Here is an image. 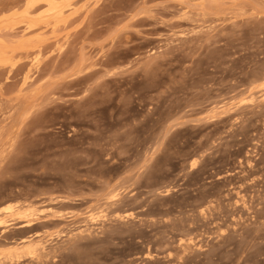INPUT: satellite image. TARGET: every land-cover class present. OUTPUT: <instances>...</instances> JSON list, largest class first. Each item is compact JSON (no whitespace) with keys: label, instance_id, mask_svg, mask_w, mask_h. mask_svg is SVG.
<instances>
[{"label":"rangeland","instance_id":"1","mask_svg":"<svg viewBox=\"0 0 264 264\" xmlns=\"http://www.w3.org/2000/svg\"><path fill=\"white\" fill-rule=\"evenodd\" d=\"M53 1L0 3V210L37 220L0 249L38 247L0 264H264V0Z\"/></svg>","mask_w":264,"mask_h":264},{"label":"bare ground","instance_id":"2","mask_svg":"<svg viewBox=\"0 0 264 264\" xmlns=\"http://www.w3.org/2000/svg\"><path fill=\"white\" fill-rule=\"evenodd\" d=\"M4 1V0H0V3ZM39 0H27V4L28 7H34L36 5V3ZM261 1V0H260ZM259 1V2H260ZM46 2L49 4V8L48 11L51 13V16L53 17H58L62 14V8L63 5H61L60 3H57L53 0H46ZM219 0H196L195 4L196 7L198 9H200L202 12L205 13L206 10L211 9L212 7L217 6L219 3ZM264 2V1H263ZM67 3V2H66ZM65 4V3H64ZM183 4V3H181ZM262 5V4H261ZM27 6V5H26ZM221 6V5H220ZM4 7V6H3ZM26 8V7H25ZM66 8V7H65ZM221 8V7H220ZM1 9V8H0ZM29 9V8H28ZM30 11V9H29ZM215 11V10H214ZM28 12V11H27ZM217 12V11H216ZM46 13V12H45ZM24 14V13H23ZM26 14V12H25ZM24 14V15H25ZM65 14V12H64ZM87 14V13H86ZM22 15V14H21ZM28 15V14H27ZM25 15V16H27ZM46 14H43V16ZM24 16V17H25ZM68 16V15H67ZM12 17V16H11ZM66 17V16H65ZM30 18V17H29ZM41 18V17H40ZM46 18V17H45ZM64 18V17H63ZM61 17V19H63ZM67 18V17H66ZM26 20H29L27 17L24 18ZM52 19V18H51ZM10 20V19H8ZM2 21V20H1ZM13 22V21H12ZM22 22V21H21ZM24 22V21H23ZM28 22V21H26ZM32 22V21H31ZM9 25H11V22L9 21ZM52 23V22H51ZM2 24V23H1ZM0 24V26H1ZM6 24V22H5ZM3 24V26L5 25ZM14 24V23H13ZM28 24V23H27ZM8 25V23L6 24ZM53 25V24H51ZM2 26V27H3ZM24 26V25H23ZM29 26V25H28ZM30 26H32V24H30ZM34 26V25H33ZM47 26V25H46ZM11 27V26H10ZM44 27V26H43ZM9 28V27H8ZM15 28V26H14ZM26 28V27H25ZM28 28V27H27ZM30 28V27H29ZM28 28V29H29ZM51 28V26H50ZM54 28V27H53ZM3 29V28H1ZM0 29V33L2 32ZM5 29V26H4ZM34 29V28H33ZM32 29V30H33ZM36 29V28H35ZM9 30V29H8ZM12 30V29H11ZM15 31H17V29H14ZM19 30V29H18ZM23 30V29H22ZM27 30V29H26ZM28 31V30H27ZM21 32V31H20ZM38 32V31H37ZM28 33V32H26ZM32 33V32H31ZM32 35H36L35 32ZM39 37H41L40 35H38ZM37 36V37H38ZM43 36V35H42ZM42 38V37H41ZM29 39H30V35H29ZM31 40V39H30ZM46 41V40H45ZM43 41V42H45ZM30 46L28 39L24 38L23 33H19V32H9L8 33H3L0 34V67L2 66H8L9 71H8V75L10 73H12L14 76L17 74V71H19L20 68H24L25 64L23 62H21L20 60H13L12 58V54L14 53L15 49L17 48H22L26 51V49ZM40 46V45H39ZM29 50V49H28ZM40 51V50H38ZM27 53V52H26ZM81 56V54H80ZM84 57V56H83ZM38 59V58H37ZM36 59V60H37ZM81 60V58H80ZM83 62V61H82ZM35 63V62H34ZM81 63V62H80ZM31 65V63H30ZM33 65V64H32ZM35 66V65H34ZM82 66V65H81ZM52 67V66H51ZM80 67V66H79ZM27 69V68H25ZM39 70V69H38ZM75 70V69H74ZM79 70V69H78ZM75 70V71H78ZM7 71V69H6ZM30 71V69L28 70V72ZM1 72V71H0ZM10 72V73H9ZM80 72V70L78 71ZM30 73V72H29ZM5 76V75H4ZM13 76V77H14ZM78 76V74H77ZM9 78V76H7ZM6 77V78H7ZM35 77V76H34ZM5 78V79H6ZM30 79L31 76L30 74H28L27 72L25 74L22 75L20 82H19V87H18V92L15 96V100H16V104L11 105L9 113H8V117L7 118H12L16 112H19L17 114L21 115V118L25 115L31 114L34 111V108L37 106V97L39 95H41L43 93V84H30ZM10 81V80H9ZM37 82V81H36ZM4 83V82H3ZM7 85V83H5ZM5 85V86H6ZM1 87V86H0ZM3 87V86H2ZM11 88V87H10ZM16 89V88H15ZM261 90V89H260ZM42 96V95H41ZM42 99V98H41ZM42 101V100H41ZM15 102V101H14ZM41 103V102H40ZM8 112V111H7ZM18 117V115H17ZM5 118V117H4ZM13 120V119H12ZM17 120V119H16ZM19 120V118H18ZM3 123V122H2ZM6 126L0 125V135H3L1 132L3 131V128ZM7 129V128H6ZM5 129V131H6ZM8 131V130H7ZM6 133V132H5ZM5 136H7L5 134ZM0 140H3V137H0ZM2 142V141H0ZM4 143V141H3ZM6 144V143H5ZM1 145V144H0ZM5 149H3V144L0 147V156L5 152ZM1 159V158H0ZM109 196V195H108ZM115 196V195H114ZM117 196V195H116ZM111 197V196H110ZM114 205V204H113ZM5 207V206H4ZM20 207V206H19ZM10 207H5V209H1L0 210V233H4V235L6 237L11 236L9 234V231L14 228L15 226L21 227V229L17 230L18 232H30L33 229L36 228L37 226V220L36 218H34V214L31 211H28L26 208L25 209H19L17 206V210L15 212H10V215H5L4 213H6V209H9ZM102 217V216H101ZM125 217V216H124ZM121 218V217H120ZM90 219V218H89ZM17 231L15 230L13 233H17ZM8 232V233H7ZM7 233V234H5ZM3 236V235H2ZM4 236V237H5ZM23 236V235H22ZM21 236V238H19L18 240L15 239L12 243L14 244L12 247H8L5 249H0V262H11L14 261L15 258L18 256V254L22 251V250H30L31 252L33 251H37L38 247L37 244H35L32 241H24V238ZM30 236V235H29ZM10 239V237H8ZM12 238V237H11ZM38 241V243L40 242V240H36ZM2 244L0 243V246ZM39 245V244H38ZM6 246V245H4ZM44 246V245H43ZM41 250V249H39ZM24 252V251H23ZM29 253V251H28ZM148 254V253H147ZM22 255V254H21ZM149 255V254H148ZM20 256V255H19ZM18 256V258H19ZM22 257V256H21ZM179 259H182V257H180ZM18 260V259H17ZM182 262V261H181ZM6 263V262H5ZM12 263V262H11Z\"/></svg>","mask_w":264,"mask_h":264}]
</instances>
